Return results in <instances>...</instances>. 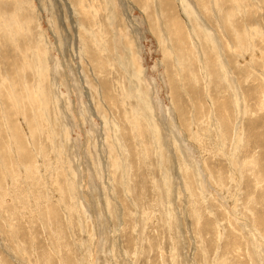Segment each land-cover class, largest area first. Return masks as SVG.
I'll use <instances>...</instances> for the list:
<instances>
[{
    "label": "rangeland",
    "instance_id": "1",
    "mask_svg": "<svg viewBox=\"0 0 264 264\" xmlns=\"http://www.w3.org/2000/svg\"><path fill=\"white\" fill-rule=\"evenodd\" d=\"M170 1L0 0V264H264V0Z\"/></svg>",
    "mask_w": 264,
    "mask_h": 264
},
{
    "label": "bare ground",
    "instance_id": "2",
    "mask_svg": "<svg viewBox=\"0 0 264 264\" xmlns=\"http://www.w3.org/2000/svg\"><path fill=\"white\" fill-rule=\"evenodd\" d=\"M162 2H164V4L165 3H171V1L170 0H161V4H162ZM171 6H172V3H171ZM166 8H169V7H166ZM171 8V7H170ZM220 11V10H219ZM170 13V12H169ZM105 55V54H104ZM2 64V63H1ZM13 68V67H12ZM106 85V84H105ZM16 134V133H15ZM260 201V200H259Z\"/></svg>",
    "mask_w": 264,
    "mask_h": 264
}]
</instances>
